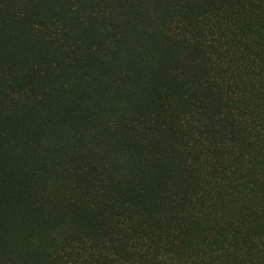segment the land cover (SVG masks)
Segmentation results:
<instances>
[{"label": "trees", "instance_id": "16d2710c", "mask_svg": "<svg viewBox=\"0 0 264 264\" xmlns=\"http://www.w3.org/2000/svg\"><path fill=\"white\" fill-rule=\"evenodd\" d=\"M0 264H264V0H0Z\"/></svg>", "mask_w": 264, "mask_h": 264}]
</instances>
